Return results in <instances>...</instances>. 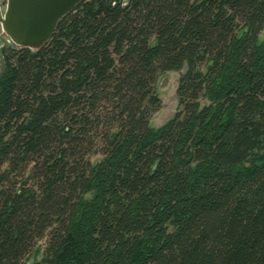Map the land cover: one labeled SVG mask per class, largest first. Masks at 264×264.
<instances>
[{"label":"trees","instance_id":"trees-1","mask_svg":"<svg viewBox=\"0 0 264 264\" xmlns=\"http://www.w3.org/2000/svg\"><path fill=\"white\" fill-rule=\"evenodd\" d=\"M263 32L264 0H84L3 48L0 264H264Z\"/></svg>","mask_w":264,"mask_h":264},{"label":"water","instance_id":"water-1","mask_svg":"<svg viewBox=\"0 0 264 264\" xmlns=\"http://www.w3.org/2000/svg\"><path fill=\"white\" fill-rule=\"evenodd\" d=\"M84 0H7L0 10L2 37L17 50L37 52L53 37L60 21Z\"/></svg>","mask_w":264,"mask_h":264},{"label":"rangeland","instance_id":"rangeland-1","mask_svg":"<svg viewBox=\"0 0 264 264\" xmlns=\"http://www.w3.org/2000/svg\"><path fill=\"white\" fill-rule=\"evenodd\" d=\"M7 0H0V10L4 13ZM260 41L264 43V32L260 36ZM9 44L2 37L0 27V76L4 71V60L2 49L4 45ZM186 69L181 72H168L159 78L157 90L160 95L162 106L161 109L153 115L151 124L154 128H160L166 124L176 114L179 108V100L177 95L180 77L185 73Z\"/></svg>","mask_w":264,"mask_h":264},{"label":"flooded vegetation","instance_id":"flooded-vegetation-1","mask_svg":"<svg viewBox=\"0 0 264 264\" xmlns=\"http://www.w3.org/2000/svg\"><path fill=\"white\" fill-rule=\"evenodd\" d=\"M8 46H10V44H6V45H4V48H7Z\"/></svg>","mask_w":264,"mask_h":264}]
</instances>
